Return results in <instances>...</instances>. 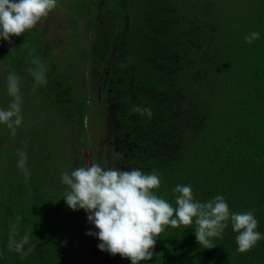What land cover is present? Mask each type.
Returning <instances> with one entry per match:
<instances>
[{
	"label": "trees",
	"instance_id": "obj_1",
	"mask_svg": "<svg viewBox=\"0 0 264 264\" xmlns=\"http://www.w3.org/2000/svg\"><path fill=\"white\" fill-rule=\"evenodd\" d=\"M213 5L100 0L84 22L86 30L95 24L83 62L90 59L93 78L108 90L117 165L127 167V160L134 168L120 177L122 194L114 203L127 202L130 214L122 222L131 225L128 234L134 232L138 246L149 247L139 253L149 264H264V0L247 16L232 14L235 25L229 27L210 20L222 17ZM7 11H17L15 29L23 38L40 43L32 53L45 56V34L33 25L47 19L41 9L27 0L0 1V13ZM64 75H43L42 89L70 103L69 130L75 132L84 128L86 102L70 97L77 85L65 84ZM225 117V139L218 143L223 123L217 122ZM206 139L213 140L209 157L201 154ZM84 176L79 167L83 183ZM200 194L210 198L200 204ZM9 203L6 197L2 204L6 220L13 213ZM201 207L210 209L209 219L198 214ZM151 211L166 225L154 222ZM216 218L226 222V250L206 233L196 237L206 230L202 224ZM51 244L42 250L36 243L38 262H49L41 254L54 256L61 247L54 252Z\"/></svg>",
	"mask_w": 264,
	"mask_h": 264
},
{
	"label": "rangeland",
	"instance_id": "obj_2",
	"mask_svg": "<svg viewBox=\"0 0 264 264\" xmlns=\"http://www.w3.org/2000/svg\"><path fill=\"white\" fill-rule=\"evenodd\" d=\"M177 1L190 4L192 0ZM98 2L27 0L29 7L41 9V16L47 18L33 22L45 34L43 42L48 48L46 55L40 57L32 53L38 51L40 43L35 45L16 31L17 11L0 13V264H42L32 251L37 242L46 239L52 242L54 252L58 244L68 248L71 259L66 264H149L140 255L149 247L138 246L134 232L128 234L131 225L122 222L130 214L127 202L123 199L120 204L114 203V196L122 194L120 177L128 178L134 168L127 160V167L124 162L117 165L108 90L102 87L100 78H93L95 66H91L90 59L83 62L92 50L95 32V24L86 30L84 22L87 13L89 17L97 13L92 7ZM260 2L211 0L222 17L210 20L216 19L220 27L234 26L232 14L247 16ZM41 71L49 74V79L68 75L63 82L77 85L69 95L74 100L85 99L83 129L69 130L67 113H73L71 105L60 103L52 90L42 89L45 79ZM217 123H223L217 130L220 143L228 127L226 117ZM83 140L85 147L79 145ZM211 142L204 141L202 156L209 157ZM79 167L85 171L84 183L77 177ZM6 197L13 211L8 220L2 207ZM204 197L210 198L200 194L199 203ZM208 210L201 207L198 214L203 212L201 218L209 219ZM151 216L154 222H168L152 211ZM223 221L216 218L205 222L200 227L206 230L197 231L196 237L206 233L208 239L226 250ZM233 243L236 244L235 239ZM56 254L48 258L44 255L49 262L43 264H55L59 259Z\"/></svg>",
	"mask_w": 264,
	"mask_h": 264
},
{
	"label": "flooded vegetation",
	"instance_id": "obj_3",
	"mask_svg": "<svg viewBox=\"0 0 264 264\" xmlns=\"http://www.w3.org/2000/svg\"><path fill=\"white\" fill-rule=\"evenodd\" d=\"M41 243H43L44 245L43 246H45L46 247V249H48L49 247H50V245H48L50 242H49V239H46V240H43ZM48 243V244H47ZM52 245V244H51ZM58 246H60V245H58ZM45 250V249H44ZM68 250V248L67 247H65V246H61V247H59L58 248V251H57V254H56V256L59 258L58 260H59V263L60 264H66V262L69 260V259H71L70 257H69V252L67 251ZM34 254V253H33ZM75 255V253H73V256ZM41 256H42V258H43V254H41ZM80 256H81V254H80ZM44 259V258H43ZM42 260V259H41ZM42 262V261H41ZM76 264V263H75ZM78 264V263H77Z\"/></svg>",
	"mask_w": 264,
	"mask_h": 264
}]
</instances>
